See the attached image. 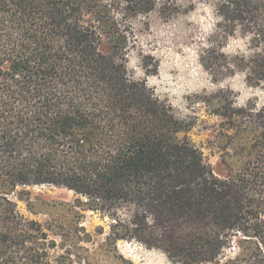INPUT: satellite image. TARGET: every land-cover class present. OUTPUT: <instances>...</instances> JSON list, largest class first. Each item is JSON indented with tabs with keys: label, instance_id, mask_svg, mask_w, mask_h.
<instances>
[{
	"label": "trees",
	"instance_id": "1",
	"mask_svg": "<svg viewBox=\"0 0 264 264\" xmlns=\"http://www.w3.org/2000/svg\"><path fill=\"white\" fill-rule=\"evenodd\" d=\"M179 1L0 0V264H54L57 243L11 198L33 186L72 191L79 208L110 218L112 244L136 240L171 264H264V106L221 103L241 167L219 177L178 137L185 123L128 78L130 21ZM214 1L205 67L264 83V0ZM236 34L252 51L228 58ZM65 249L59 264H72Z\"/></svg>",
	"mask_w": 264,
	"mask_h": 264
},
{
	"label": "rangeland",
	"instance_id": "2",
	"mask_svg": "<svg viewBox=\"0 0 264 264\" xmlns=\"http://www.w3.org/2000/svg\"><path fill=\"white\" fill-rule=\"evenodd\" d=\"M177 5L179 9L173 14L163 15L157 9L130 21L128 78L145 82L154 97L185 123L186 131L178 137L193 142L213 172L227 177L241 165L240 157H233L231 138L235 131L222 125L229 123L219 114V107L223 102L238 108L264 106V83H248L244 72L214 76L205 67L204 59L218 25L214 0H180ZM106 37L103 52H108L106 48L110 45ZM250 41V37L236 34L222 52L233 59L243 54L248 56L252 51ZM11 198L22 215L41 224L49 240L57 243V248L50 250L54 264L62 262L60 256H67L65 248L73 249L70 232L78 228H82V241L73 249L72 264H171L163 250L148 248L136 240L112 244L108 240L113 223L110 218L79 208L78 197L72 191L33 186L17 189ZM61 234L70 236L69 240L62 239ZM236 241L226 252L227 257L238 253Z\"/></svg>",
	"mask_w": 264,
	"mask_h": 264
}]
</instances>
